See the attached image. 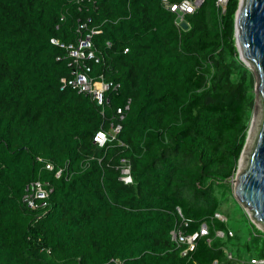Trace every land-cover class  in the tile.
Listing matches in <instances>:
<instances>
[{
  "label": "trees",
  "instance_id": "1",
  "mask_svg": "<svg viewBox=\"0 0 264 264\" xmlns=\"http://www.w3.org/2000/svg\"><path fill=\"white\" fill-rule=\"evenodd\" d=\"M239 2L222 14L204 0L185 14V29L163 0H0V264L264 258V231L243 208L241 229L229 213L241 207L230 180L255 105V78L236 45ZM92 30L101 56L92 76L120 84L104 106L63 86L72 58L52 42L77 43ZM118 123L115 140L94 142ZM123 159L133 183L120 179ZM35 180L51 190L46 207L23 201ZM216 212L228 222L212 220ZM208 218L209 235L183 255L171 230L195 233Z\"/></svg>",
  "mask_w": 264,
  "mask_h": 264
},
{
  "label": "built area",
  "instance_id": "2",
  "mask_svg": "<svg viewBox=\"0 0 264 264\" xmlns=\"http://www.w3.org/2000/svg\"><path fill=\"white\" fill-rule=\"evenodd\" d=\"M204 0H182L176 3H170L169 0H163L164 4L170 8L172 11L178 14L177 23L181 25L184 20V16L187 13H193ZM229 0H217V5L220 7L221 13L224 14L227 9ZM81 27H86V24H82ZM99 30H92L90 34L86 37H81L77 43H71L68 45L59 43L58 40L52 39V42L60 44L62 47H66L69 50V55L72 58L70 65H72L73 72L71 77H63V86H72L79 92L91 96L97 103L104 106L106 102L109 101L106 94L110 89H116L120 84L115 83L110 80H106L103 75L99 77H93L92 71L93 67L91 62L100 63L101 56L98 54L93 40L92 35L99 33ZM128 50V49H127ZM126 50V51H127ZM131 100L128 101L125 109H129ZM120 114V118L123 119L124 108L119 107L117 110ZM122 125L120 123L114 125L112 124L111 131L99 130L94 135V142L99 146H105L108 142H112L117 138V134L121 131ZM122 175L120 177L126 184L134 182L131 166L127 163L125 159L122 160ZM45 166L49 170H54V164L51 162H46ZM62 169L57 171V176H60ZM50 191L45 184L40 180L32 181L26 187V192L23 197L24 203H26L30 208L36 209L39 207H46L48 203V198ZM178 213L183 220H187L184 217L182 209L177 207ZM211 219L220 220L221 222H228V217L222 212H216ZM210 233V219H204L200 223L199 230L195 233L188 234L185 232L183 225H178L171 230L172 239L175 240L179 245H186L185 250L182 252L186 255L189 251L195 250L197 240L202 236H207ZM216 235L220 238H227L234 236V231L232 229L222 230L219 229ZM227 257L231 260L232 264H253V263H264V258H236L234 254L230 251L227 252ZM210 264H219L218 260Z\"/></svg>",
  "mask_w": 264,
  "mask_h": 264
},
{
  "label": "water",
  "instance_id": "3",
  "mask_svg": "<svg viewBox=\"0 0 264 264\" xmlns=\"http://www.w3.org/2000/svg\"><path fill=\"white\" fill-rule=\"evenodd\" d=\"M182 26L187 29V22L183 21ZM235 37L240 58L255 72V90L263 116L247 167L237 173L234 194L251 220L264 231V0H240ZM244 151L245 147L239 162Z\"/></svg>",
  "mask_w": 264,
  "mask_h": 264
},
{
  "label": "rangeland",
  "instance_id": "4",
  "mask_svg": "<svg viewBox=\"0 0 264 264\" xmlns=\"http://www.w3.org/2000/svg\"><path fill=\"white\" fill-rule=\"evenodd\" d=\"M252 73H253V76L255 78V86H256L257 78H256V75H255V73L253 71H252ZM255 86H254L255 105H254V108L252 110L250 127H249V131H248L247 139H246L245 151L243 153L244 157H243V155L241 157V159L243 158V163H241V160H240V162L238 164L237 172H236L235 176L230 180V182L232 183V186H233L232 197H233V199H236L237 201H238V199L236 198V196L234 194V186H235L236 176H237L238 172L244 171V169L247 167L248 156H249V153L253 149L254 142L256 140V136H257L258 131H259V125H260V122H261L262 116H263L262 108H261V105H260V99H259L258 95L256 94ZM232 197H230V199H232ZM231 203L232 202L230 201L229 204H227L225 207L226 208L228 206L230 207ZM240 205H241V203H240ZM241 208H243L247 212V210L242 205H241V207H239L238 204H233L229 208V213L231 215V222L234 223L233 225L237 226L240 229H241V225L244 226V224H243L244 223V218L242 216ZM249 218H250V216H249Z\"/></svg>",
  "mask_w": 264,
  "mask_h": 264
},
{
  "label": "bare ground",
  "instance_id": "5",
  "mask_svg": "<svg viewBox=\"0 0 264 264\" xmlns=\"http://www.w3.org/2000/svg\"><path fill=\"white\" fill-rule=\"evenodd\" d=\"M243 157H244V155H243ZM241 163H243V158L241 159Z\"/></svg>",
  "mask_w": 264,
  "mask_h": 264
},
{
  "label": "clouds",
  "instance_id": "6",
  "mask_svg": "<svg viewBox=\"0 0 264 264\" xmlns=\"http://www.w3.org/2000/svg\"><path fill=\"white\" fill-rule=\"evenodd\" d=\"M183 21H185V20H183ZM183 21H182V22H183ZM182 22H181V25H182Z\"/></svg>",
  "mask_w": 264,
  "mask_h": 264
}]
</instances>
